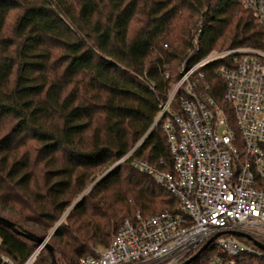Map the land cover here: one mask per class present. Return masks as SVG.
<instances>
[{
    "label": "trees",
    "instance_id": "1",
    "mask_svg": "<svg viewBox=\"0 0 264 264\" xmlns=\"http://www.w3.org/2000/svg\"><path fill=\"white\" fill-rule=\"evenodd\" d=\"M243 1L0 0V216L41 239L54 231L55 261L43 248L34 264H76L109 246L138 212L177 210V199L132 162L171 170L167 135L156 121L186 59L264 48L263 29ZM200 29V50L188 58ZM222 63L203 71L227 105ZM0 239V253L16 264L39 247L1 225ZM216 258L264 264L257 255L228 256L216 242L190 264Z\"/></svg>",
    "mask_w": 264,
    "mask_h": 264
},
{
    "label": "built area",
    "instance_id": "2",
    "mask_svg": "<svg viewBox=\"0 0 264 264\" xmlns=\"http://www.w3.org/2000/svg\"><path fill=\"white\" fill-rule=\"evenodd\" d=\"M243 4L264 32V0ZM201 34L196 31L188 58L200 50ZM219 60L227 105L217 100L203 71ZM165 78L174 77L166 71ZM175 79L156 121L167 135L171 170L144 159L132 165L170 192L179 202L177 210L126 219L109 246L93 249L76 264H184L217 234L228 232L264 245V48L216 51L195 63L186 59ZM215 242L231 257L264 258V250L235 236L224 234ZM43 248L23 264H34ZM0 264L16 263L0 253Z\"/></svg>",
    "mask_w": 264,
    "mask_h": 264
},
{
    "label": "water",
    "instance_id": "3",
    "mask_svg": "<svg viewBox=\"0 0 264 264\" xmlns=\"http://www.w3.org/2000/svg\"><path fill=\"white\" fill-rule=\"evenodd\" d=\"M0 225L1 226H4L6 228H9L11 230H13L15 233H17L18 235H21L31 241H34L36 242L39 247L40 246H43L45 249L48 250V252L50 253L53 261H55V253H54V248L49 244L48 242V238L47 239H41L35 235H33L32 233L30 232H27V231H19L15 224L12 223L10 220L4 218V217H1L0 216ZM231 235V236H235L236 238H244V239H247L249 240L250 242H252L256 247H258L259 249L261 250H264V245L260 242H258L257 240H255L253 237L249 236V235H246V234H243V233H240V232H228V233H220V234H217L215 237H213L199 252H197L191 259H189L187 262H185L184 264H190L191 262L195 261L196 259H198L200 257V255L206 251L208 249V247L214 243L215 240H217L219 237H221L222 235Z\"/></svg>",
    "mask_w": 264,
    "mask_h": 264
},
{
    "label": "rangeland",
    "instance_id": "4",
    "mask_svg": "<svg viewBox=\"0 0 264 264\" xmlns=\"http://www.w3.org/2000/svg\"><path fill=\"white\" fill-rule=\"evenodd\" d=\"M139 26V25H138ZM137 26V27H138ZM222 51H224V50H222ZM181 66V65H180ZM180 66L178 67V69L180 68ZM178 69H177V71H178ZM115 167V164L114 165H112L111 167H109L108 169H105V171L102 173V174H100L98 177H97V181H99L101 178H103L105 175H107L113 168ZM94 187V185L92 184V185H89L88 186V188L84 191V193L83 194H81V195H79L77 198H76V200L74 201V205H75V203H77L79 200H81L82 198H83V196L84 195H86L92 188ZM73 206V205H72ZM72 210V208H69L67 211H66V213L64 214V216H63V218H62V220L58 223V225L57 226H59L60 224H61V222L65 219V217H66V215L70 212ZM138 213H140V212H138ZM152 216V215H151ZM144 217V216H143ZM53 233H54V231H51L50 232V234L48 235V239H50L51 238V236L53 235ZM0 243H1V239H0ZM93 249H100V250H102V247H94ZM211 261V260H210ZM207 262V264H213L212 262L213 261H211V262Z\"/></svg>",
    "mask_w": 264,
    "mask_h": 264
}]
</instances>
